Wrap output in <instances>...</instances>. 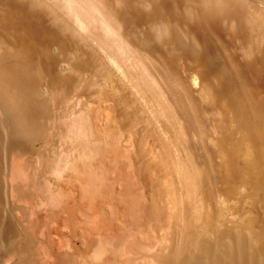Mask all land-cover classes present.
<instances>
[{
    "label": "bare ground",
    "instance_id": "bare-ground-1",
    "mask_svg": "<svg viewBox=\"0 0 264 264\" xmlns=\"http://www.w3.org/2000/svg\"><path fill=\"white\" fill-rule=\"evenodd\" d=\"M0 264H264V0H0Z\"/></svg>",
    "mask_w": 264,
    "mask_h": 264
},
{
    "label": "rangeland",
    "instance_id": "rangeland-1",
    "mask_svg": "<svg viewBox=\"0 0 264 264\" xmlns=\"http://www.w3.org/2000/svg\"><path fill=\"white\" fill-rule=\"evenodd\" d=\"M142 251V250H141ZM140 252V251H139Z\"/></svg>",
    "mask_w": 264,
    "mask_h": 264
}]
</instances>
